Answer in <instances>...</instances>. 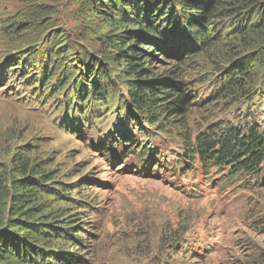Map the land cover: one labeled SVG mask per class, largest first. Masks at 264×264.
Wrapping results in <instances>:
<instances>
[{
	"label": "rangeland",
	"instance_id": "rangeland-1",
	"mask_svg": "<svg viewBox=\"0 0 264 264\" xmlns=\"http://www.w3.org/2000/svg\"><path fill=\"white\" fill-rule=\"evenodd\" d=\"M88 4L0 0V190L9 187L10 175L23 176L22 160H28L26 175L36 168L48 173L47 185L58 194L41 195L45 213L88 215L79 233L85 237L81 264H264V172L209 162L195 152L200 133L231 126L264 133V46L242 37L243 24L252 26L260 12L240 18L227 9L208 51L185 62L156 60L157 73L178 67L187 81L192 103L184 125H149L139 118L147 130L129 121L128 133L121 117L136 109L125 102L127 77L104 58L111 50L99 41L113 33L107 18L117 17L120 26L122 15L91 13ZM67 49L65 64L76 68L61 83L68 67L62 65L49 84L43 62L51 71V60ZM86 54L110 64L112 85L108 99L94 109L77 107L74 96L71 108L69 83L85 70L76 59ZM248 67L253 82L226 89L225 79ZM73 110L79 118L70 122ZM65 188L70 198L61 195ZM73 198L91 207L81 211ZM54 243L65 250L72 246L63 239ZM23 264L55 263L38 258Z\"/></svg>",
	"mask_w": 264,
	"mask_h": 264
},
{
	"label": "trees",
	"instance_id": "trees-1",
	"mask_svg": "<svg viewBox=\"0 0 264 264\" xmlns=\"http://www.w3.org/2000/svg\"><path fill=\"white\" fill-rule=\"evenodd\" d=\"M89 4L87 6L92 7L91 13L100 15L110 10L116 16L122 15L119 19L120 26L115 22L117 17L107 18L113 24V33L103 35L99 41L103 47L111 50L104 58L116 65L112 67H115L117 73H123L127 77L128 96L125 102L129 99L136 109L128 110L125 117H121L125 118L123 129L126 128L128 133L129 121L139 122L137 125L147 130L139 118H143L149 125L163 121L164 124H169L176 120H180L181 126L184 125L183 117L192 103L191 95L187 92V81L181 76L178 67L170 68L165 73H157L154 63L163 57L173 62L176 58L185 62L208 51V47L215 43L219 19L225 17L227 9L232 10L230 16L238 14L240 18L246 16L244 13L254 15L260 12L261 17L252 26L243 24L242 37L254 38L258 47L264 46V0H89ZM117 7L121 9L118 10ZM210 30L215 32L210 34ZM171 38L174 41L170 43ZM59 47L62 46L57 48ZM66 53L68 49L57 60L50 59L51 71L48 64L43 62L42 77L44 79L47 76L49 84L53 74L59 73L62 65L68 67L63 79H60L61 83L69 78L67 70L76 68L74 63L65 64ZM90 57L91 55L86 54V57L76 59L85 69H80L78 76L79 72L75 75L71 72L73 79L67 92L71 108L74 105L73 96L77 99L73 102L77 107L86 106L87 109H94L97 104L108 99L107 87L112 85L110 64L105 65L98 58ZM21 63L23 64V60ZM250 71L251 67L246 70L240 68L238 75L225 79L228 82L225 83L226 89L250 85L253 82ZM105 79L108 81L105 82ZM94 95L95 101L90 105L88 100ZM74 110L70 122L79 118ZM82 117L86 115L83 114ZM123 136L128 137L125 134ZM195 146V152L209 162L229 161L237 170L250 168L253 172H264V133L255 131L252 126L243 132L231 126L208 134L200 133L196 136ZM22 161L19 171L23 176L11 178L10 175L7 178L10 179L9 187L2 185L0 190V208L5 209L4 220L0 217V264H23L28 261L38 263V258H51L55 264H81L86 261L80 253L84 249L85 237L79 233H84L83 225L87 223L88 215L74 218L71 214L62 213L63 210L45 213L46 201L41 199V195L48 193L56 196L58 192L49 189L47 182L50 177L40 168L33 169L31 175H26L24 169L28 168V163H25L28 160ZM157 166L160 167V164L157 163ZM61 195L64 199L70 198L69 189L65 188ZM76 199L73 198L72 201L80 204L81 211H87L86 208L91 207L84 198ZM76 229L77 232H74ZM58 239L72 243L71 248H57L54 240Z\"/></svg>",
	"mask_w": 264,
	"mask_h": 264
}]
</instances>
